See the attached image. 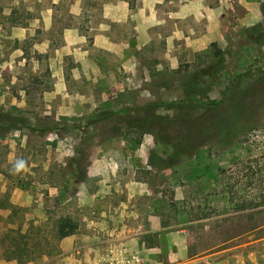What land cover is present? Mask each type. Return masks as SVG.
I'll return each mask as SVG.
<instances>
[{"label": "rangeland", "instance_id": "374dc122", "mask_svg": "<svg viewBox=\"0 0 264 264\" xmlns=\"http://www.w3.org/2000/svg\"><path fill=\"white\" fill-rule=\"evenodd\" d=\"M217 1L205 35L162 0H0V264H264V0ZM206 110L166 168L160 127Z\"/></svg>", "mask_w": 264, "mask_h": 264}, {"label": "trees", "instance_id": "16d2710c", "mask_svg": "<svg viewBox=\"0 0 264 264\" xmlns=\"http://www.w3.org/2000/svg\"><path fill=\"white\" fill-rule=\"evenodd\" d=\"M262 11L264 13V6L262 8ZM201 75H203L202 72H200V75H198V77L200 78ZM195 77L196 75L191 76L192 80L189 79L187 83L182 85L184 94L187 97L192 95H203L205 86H203L201 90V81H199L198 78ZM179 105L180 104H177L173 108H177L179 107ZM240 112H242L241 108L239 109L238 113L240 114ZM237 116L238 114L237 112H235L233 114V118L235 119ZM211 117L212 115L207 110L205 112L202 111L192 116L177 115V117L175 116L174 118H172L173 121L160 127L161 136L169 147V153L166 158L167 160H169V163L166 165V168L177 164L180 157L191 156L196 152V150L200 147V141H202L205 133L208 132L207 129L209 126L206 121L212 122V120L210 119ZM210 124L211 123H209V125ZM157 160V163H161L163 161L162 158H159ZM76 229V222L68 217H61L56 220V224L54 226V236L57 240H60L74 234Z\"/></svg>", "mask_w": 264, "mask_h": 264}, {"label": "crops", "instance_id": "0c3cea01", "mask_svg": "<svg viewBox=\"0 0 264 264\" xmlns=\"http://www.w3.org/2000/svg\"><path fill=\"white\" fill-rule=\"evenodd\" d=\"M157 1L158 0H151V2L154 3ZM217 2V0H162L161 3H165L164 7L158 5L157 7H153L150 14L148 12H146V14H148L147 16H163L166 19L177 18L190 21H195L204 17L206 22L204 23L205 27L202 33L207 35L214 31V28L211 26V20L216 18L220 12V6H218ZM247 16L248 14L246 17ZM191 25V22H188L187 26L189 30L191 29ZM176 35L178 34L176 33ZM94 250L95 248L91 251L95 254Z\"/></svg>", "mask_w": 264, "mask_h": 264}, {"label": "clouds", "instance_id": "9594fccd", "mask_svg": "<svg viewBox=\"0 0 264 264\" xmlns=\"http://www.w3.org/2000/svg\"><path fill=\"white\" fill-rule=\"evenodd\" d=\"M25 169V162L23 160H17L14 164V171L20 172L21 170Z\"/></svg>", "mask_w": 264, "mask_h": 264}, {"label": "built area", "instance_id": "2783aa9c", "mask_svg": "<svg viewBox=\"0 0 264 264\" xmlns=\"http://www.w3.org/2000/svg\"><path fill=\"white\" fill-rule=\"evenodd\" d=\"M132 261H133L135 264H137V262H138V258H137V256H133V257H132Z\"/></svg>", "mask_w": 264, "mask_h": 264}]
</instances>
